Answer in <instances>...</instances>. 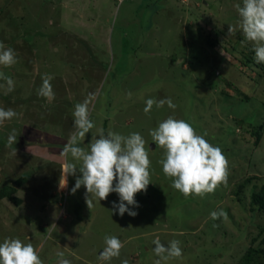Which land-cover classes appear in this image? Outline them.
Instances as JSON below:
<instances>
[{
	"label": "rangeland",
	"instance_id": "1",
	"mask_svg": "<svg viewBox=\"0 0 264 264\" xmlns=\"http://www.w3.org/2000/svg\"><path fill=\"white\" fill-rule=\"evenodd\" d=\"M237 4L243 0H0V41L18 59L0 65L14 81L8 92L0 79V107L18 114L0 125V190L14 199L0 198V243H32L44 264H58V252L71 264H154L157 238L166 247L180 241L182 257L167 264H239L249 248L264 249V213L250 204L264 183V63L245 65L254 44ZM46 74L51 100L37 94ZM89 94L95 127L80 146L102 129L138 132L149 149L151 184L136 195L139 207L128 206L134 217L113 209L115 192L89 209L86 188L71 191L79 170L60 187L61 167L74 162L61 153L75 131V105ZM166 98L175 109L154 105L145 114L148 99ZM170 116L223 150L226 186L188 197L172 187L160 163L165 150L150 135ZM244 123L262 125L256 144ZM221 209L228 219L213 220ZM105 236L124 244L118 258L99 260Z\"/></svg>",
	"mask_w": 264,
	"mask_h": 264
},
{
	"label": "clouds",
	"instance_id": "2",
	"mask_svg": "<svg viewBox=\"0 0 264 264\" xmlns=\"http://www.w3.org/2000/svg\"><path fill=\"white\" fill-rule=\"evenodd\" d=\"M117 2H121L116 0ZM241 17V28L245 39L254 44L253 51L257 63H264V0H243V6H235ZM234 29L229 26V34ZM18 62L17 53L10 46L0 41V65L11 67ZM0 79H5L7 91L14 90V81L0 73ZM53 77L46 74L42 77V85L38 95L49 100L55 93L51 84ZM3 87V85H0ZM131 97V93L128 94ZM93 94L74 109V129L65 144L61 155L69 154L74 162H66L62 167L60 187L65 188L68 176H76L77 170L82 176L76 178L72 194L82 186L86 188L85 201L89 209L93 201L107 200L113 192L119 196V204L113 202V209H118L119 215L128 213L136 216L138 213L130 210L128 206L139 207L135 199L140 192H146L151 184V160L149 149L143 136L134 132L128 136L112 131L107 134L101 129L98 136L93 135L87 148L80 146L86 134L95 127L90 119V102ZM165 104L175 109L176 105L171 98L148 99L145 114L153 106L162 108ZM11 108L0 107V125L17 116ZM150 135L155 144L165 150L164 159L160 161L166 176L173 178L172 187L180 191L185 197L193 194L201 196L212 193L223 183L227 184L228 159L219 146H215L201 135L186 120L168 117L159 123L158 127L151 130ZM15 140V130L9 136V146ZM79 164V167H77ZM213 220L228 219L227 212L223 209L213 211ZM106 247L100 253L99 260L107 261L120 256L124 244L116 236H105ZM155 255L158 259L154 264H167L170 259L180 258L183 255L180 241L173 240L167 247L159 238L153 241ZM60 257L58 264H71L64 258L63 252L57 253ZM0 264H44L38 250L32 243H23L18 238H6L0 243ZM122 264H129L128 260Z\"/></svg>",
	"mask_w": 264,
	"mask_h": 264
},
{
	"label": "trees",
	"instance_id": "3",
	"mask_svg": "<svg viewBox=\"0 0 264 264\" xmlns=\"http://www.w3.org/2000/svg\"><path fill=\"white\" fill-rule=\"evenodd\" d=\"M253 51H251L250 55H245L244 59L246 61L245 65L253 63V61L255 60V58L252 56ZM257 63V62H256ZM263 64V63H262ZM230 86V84H229ZM244 122V121H243ZM242 120L239 121L238 123L241 124L243 123ZM247 127L249 126L251 128V133L253 135H255L256 137V142L254 144H256L261 136V129H262V125L260 126H252L251 124H247ZM25 178L24 176H21L20 179L17 181L18 184L24 182ZM249 184V181L246 182ZM6 187H2L0 190V198H4V197H10V193L6 192L5 190ZM243 187L241 186L240 189H242ZM11 198V197H10ZM13 199V198H11ZM14 200V199H13ZM250 204H251V209L253 211H257L259 213H264V183L260 186V188L258 190H254L251 193V200H250ZM261 232H264V228H260ZM239 264H264V249L262 248H257V249H252L249 248L247 250V252L245 253V255L242 257V259L239 261Z\"/></svg>",
	"mask_w": 264,
	"mask_h": 264
},
{
	"label": "built area",
	"instance_id": "4",
	"mask_svg": "<svg viewBox=\"0 0 264 264\" xmlns=\"http://www.w3.org/2000/svg\"><path fill=\"white\" fill-rule=\"evenodd\" d=\"M118 1H121V0H118Z\"/></svg>",
	"mask_w": 264,
	"mask_h": 264
}]
</instances>
